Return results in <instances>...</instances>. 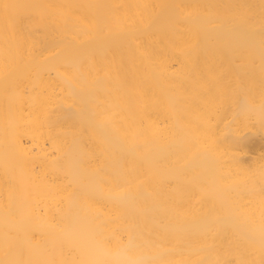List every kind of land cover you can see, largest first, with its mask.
<instances>
[{"label": "bare ground", "instance_id": "1", "mask_svg": "<svg viewBox=\"0 0 264 264\" xmlns=\"http://www.w3.org/2000/svg\"><path fill=\"white\" fill-rule=\"evenodd\" d=\"M0 264H264V0H0Z\"/></svg>", "mask_w": 264, "mask_h": 264}]
</instances>
